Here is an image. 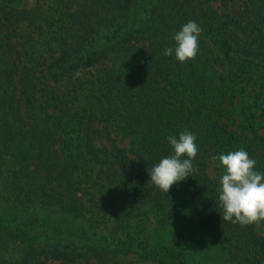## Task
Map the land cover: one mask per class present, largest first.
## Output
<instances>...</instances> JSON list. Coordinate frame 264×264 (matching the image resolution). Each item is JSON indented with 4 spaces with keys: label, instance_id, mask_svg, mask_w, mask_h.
<instances>
[{
    "label": "trees",
    "instance_id": "obj_1",
    "mask_svg": "<svg viewBox=\"0 0 264 264\" xmlns=\"http://www.w3.org/2000/svg\"><path fill=\"white\" fill-rule=\"evenodd\" d=\"M24 1L0 0V264H264V234L222 220L207 169L244 148L264 173L252 108L230 126L264 74V0H50L42 17ZM190 20L199 52L181 63L163 53ZM185 130L194 170L166 193L148 171Z\"/></svg>",
    "mask_w": 264,
    "mask_h": 264
},
{
    "label": "clouds",
    "instance_id": "obj_2",
    "mask_svg": "<svg viewBox=\"0 0 264 264\" xmlns=\"http://www.w3.org/2000/svg\"><path fill=\"white\" fill-rule=\"evenodd\" d=\"M201 32L202 28L197 22L188 21L173 36L176 46L165 49L163 54L172 56L174 52L181 63L195 59L199 52ZM196 141L197 136L188 130L180 132L178 138L169 136L168 142L174 153L163 157L148 171L151 182L168 193L173 185L191 176L194 170L192 161L199 152ZM216 160L224 169L219 188L222 220L241 226L264 221V173L256 170V159L240 148L220 154Z\"/></svg>",
    "mask_w": 264,
    "mask_h": 264
},
{
    "label": "rangeland",
    "instance_id": "obj_3",
    "mask_svg": "<svg viewBox=\"0 0 264 264\" xmlns=\"http://www.w3.org/2000/svg\"><path fill=\"white\" fill-rule=\"evenodd\" d=\"M48 2H50V0H25L24 4L25 7H29V8H34L36 10V12L38 13V15L40 17H42L45 13L46 10V5L48 4ZM23 28L26 27L25 24L22 25ZM255 74L253 79L251 81L248 82L245 91L243 92V96H240L237 98L236 101V119L230 124V126L234 129V130H242V126L243 124H248V120L244 119V114L242 113L243 110H246V108H252V110L255 113V119L252 121V124H254V126L259 130V132H264V119L260 117L259 113H260V98L256 97V92H264V74L263 75H259ZM256 79V80H255ZM246 105V108L242 109L244 106ZM242 109V110H241ZM250 121V120H249ZM32 122V121H29ZM44 130H46L49 133V144L52 151V156L55 159H58V161L60 160L59 158L61 157V149H60V137H59V132L57 130H50V126L49 125H44L43 127ZM18 138H22V137H18ZM24 139V138H22ZM103 141V140H102ZM28 139H25V147L27 148L29 154H32L31 152L33 151V147H31L30 145H27ZM124 141H121L120 143H124ZM29 144V142H28ZM35 153V152H34ZM34 155V154H33ZM212 165H210L207 169L208 171L213 174L214 176H218L219 180L221 177V174L223 173L222 171L220 173L216 172V170L214 169V166H216V163L212 162ZM220 175V176H219ZM0 206L2 208H4V210H9L4 203H0ZM42 214H48L50 215V217H56L57 219H59L62 216H65L67 213H55V212H47V211H42ZM154 221L150 220V223L153 224ZM255 228L256 230L260 233V234H264V221H261L259 223H255ZM204 235L201 234L200 235V231H197L195 233V237H194V242L196 245H192L190 248L194 249L197 248L196 246H199L200 244V240H202V238ZM193 240V239H192ZM24 244V241L21 239H17L13 241V244H11L10 246V250H8L7 254L10 257H15L17 256V253L20 251L21 249V245ZM202 250V249H200ZM133 253H129V256H132ZM209 264H217V259L216 258H212V260H209Z\"/></svg>",
    "mask_w": 264,
    "mask_h": 264
}]
</instances>
